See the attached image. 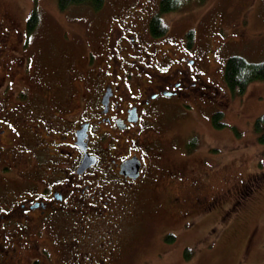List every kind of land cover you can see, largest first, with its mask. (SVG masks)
Listing matches in <instances>:
<instances>
[{"label": "rangeland", "instance_id": "374dc122", "mask_svg": "<svg viewBox=\"0 0 264 264\" xmlns=\"http://www.w3.org/2000/svg\"><path fill=\"white\" fill-rule=\"evenodd\" d=\"M159 1L105 0L99 9L87 3L61 9L57 0H0V15L11 27L9 38L16 54L12 65L19 71L33 67L40 74L36 77L40 80L22 72L2 74L3 83L25 84L34 89L32 93L46 97L55 85L63 86L65 95L88 94L91 75L84 64L92 68L96 49L101 52L102 44L95 47L97 38L109 30L112 44L131 26L148 30ZM33 10L37 20L29 31L26 24ZM162 18L168 26L165 34L147 40L162 56L186 54L202 63L207 60L219 89L216 97L224 101L222 124L209 122L213 107L207 102L190 98L191 108L178 105L177 113L162 118L159 131L149 129L167 142L148 185H155L160 203L150 201L156 198L131 202L118 225H106L105 234L110 232L119 239L116 243H125L121 248L126 247L115 253L111 264H264V141L253 127L264 112V80L251 81L241 93L222 88L229 55L264 59V0L191 1ZM188 30L193 34L186 51ZM111 49L110 54L116 55ZM66 70L73 72L68 75ZM67 81H73L71 89ZM212 197L216 201L210 207L193 204L194 198ZM59 235L52 238L54 242ZM54 242L51 261L63 264L67 253ZM33 255L30 251L24 255L23 264H29Z\"/></svg>", "mask_w": 264, "mask_h": 264}, {"label": "flooded vegetation", "instance_id": "af4514ba", "mask_svg": "<svg viewBox=\"0 0 264 264\" xmlns=\"http://www.w3.org/2000/svg\"><path fill=\"white\" fill-rule=\"evenodd\" d=\"M108 32L97 38L95 47H103L92 68L84 64L89 93L65 95L55 85L46 97L25 84L3 83L5 74L38 80L40 74L12 65L11 27L0 15V264H23L29 251V264H54L51 249L59 234L57 249L67 253L63 264H111L126 247L105 234L106 225H118L131 202L157 197L149 179L167 142L149 129L159 131L178 105L191 108L190 98L207 102L213 107L209 122L222 124L224 101L216 97L207 60L162 56L147 40L158 36L133 26L112 44ZM67 83L71 89L73 81ZM131 157L138 159L137 171L122 166ZM215 201L194 198L193 204Z\"/></svg>", "mask_w": 264, "mask_h": 264}, {"label": "trees", "instance_id": "16d2710c", "mask_svg": "<svg viewBox=\"0 0 264 264\" xmlns=\"http://www.w3.org/2000/svg\"><path fill=\"white\" fill-rule=\"evenodd\" d=\"M105 0H57L59 8L63 9L71 4L87 3L94 9H99ZM191 1L202 0H160L158 10L151 15L148 20V32L152 36H161L167 31V24L162 18V14L179 11L184 9ZM37 13L33 10L28 19L26 28L31 31L36 23ZM192 30L186 32L187 43L192 40ZM224 88L232 93L243 92L247 85L258 79L264 80V59L252 61L240 54H231L226 58L223 67ZM220 125V124H219ZM254 130L257 132L258 139L264 141V112L254 120Z\"/></svg>", "mask_w": 264, "mask_h": 264}, {"label": "water", "instance_id": "95a60500", "mask_svg": "<svg viewBox=\"0 0 264 264\" xmlns=\"http://www.w3.org/2000/svg\"><path fill=\"white\" fill-rule=\"evenodd\" d=\"M132 114L133 115L135 114L134 111H132ZM122 166L123 167L129 166L133 170L137 171V167H138V159H137V157H131V158L127 159V161L125 163H123Z\"/></svg>", "mask_w": 264, "mask_h": 264}]
</instances>
